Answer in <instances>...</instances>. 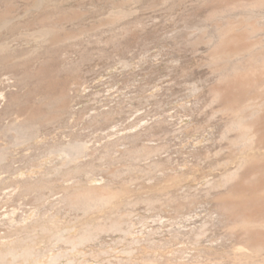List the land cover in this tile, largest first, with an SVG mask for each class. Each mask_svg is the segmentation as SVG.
<instances>
[{
    "label": "rangeland",
    "instance_id": "rangeland-1",
    "mask_svg": "<svg viewBox=\"0 0 264 264\" xmlns=\"http://www.w3.org/2000/svg\"><path fill=\"white\" fill-rule=\"evenodd\" d=\"M211 2L0 0V264H264L220 201L264 154V0ZM26 84L63 117L5 115Z\"/></svg>",
    "mask_w": 264,
    "mask_h": 264
},
{
    "label": "bare ground",
    "instance_id": "bare-ground-1",
    "mask_svg": "<svg viewBox=\"0 0 264 264\" xmlns=\"http://www.w3.org/2000/svg\"><path fill=\"white\" fill-rule=\"evenodd\" d=\"M229 1L230 0H212V2L209 4V6L211 8L215 9V8L222 6L221 4L228 3ZM231 2H232V0H231ZM226 32H227L226 34L229 33L228 31H226ZM244 38L245 37L241 36V35H236V36L232 35V37L230 36L228 38V43L226 45L223 46L222 44H220L223 46V47L221 46L222 50L226 49L230 43H231L230 44V46H231L233 43L243 42ZM221 40L223 41L224 39H221ZM236 45H238V44H236ZM221 47H220V49H221ZM238 77L239 76H236L234 79L243 80V78H244V80L247 81L250 85L254 83L249 78L248 75L240 76L239 78ZM247 86L248 85H246V87ZM237 88H239V87H237ZM255 94L256 93L252 92V93H249L248 95H244L241 92L240 95H237V99L239 101V100H242V98H245L246 96H253ZM248 127H249V129H253V131L256 133V135H258L257 138L259 140V142H258L259 145L257 147L261 146L264 148V116L259 117V119H257V120H254V121L252 120L249 123ZM262 154H261V156L249 154V161H248V164H247L246 168L244 169V173H243V175L247 176L246 177L247 178V184H242L241 181H240L239 185L236 184L237 186L234 189V192L236 193V197L230 198L229 200L227 199L226 201H225V198L220 199L221 202H225V204H227V206L225 208L226 210L224 209V212L226 211V214L234 221L233 223H235L237 226H239V228L243 231V233H245L247 240L253 241V243H254L255 239H259V238L263 237V235H264V231H262L260 228H258L260 226H264V154L263 155ZM243 161H245V160H243ZM230 195H231V193H230ZM221 202H219V203H221ZM260 204L263 206H261ZM256 243H257V241H256Z\"/></svg>",
    "mask_w": 264,
    "mask_h": 264
},
{
    "label": "crops",
    "instance_id": "crops-1",
    "mask_svg": "<svg viewBox=\"0 0 264 264\" xmlns=\"http://www.w3.org/2000/svg\"><path fill=\"white\" fill-rule=\"evenodd\" d=\"M47 77H49V76L47 75ZM44 78H45V76L41 77V81H40L41 84L43 83ZM24 82L27 83L28 80L27 79L24 81L21 80V84H25ZM38 83H39V80H38ZM41 87H42V89L44 88V86H42V85H38L37 87L36 86L31 87V86L26 84L25 87L22 88L23 90H21L20 94L10 93L8 100H7L8 105L6 107L5 115H8L10 113L12 115H14V114L18 115L19 114L21 117H24L26 120L37 121V122L44 121L45 118L49 119V117L59 121L63 117L64 112H61V110H62V107L66 105L65 104V97L66 96L64 95V93L62 91L59 90L58 86L54 87V86L47 85L45 93L43 92V90L41 92L38 90V89H41ZM42 92L45 94V98L48 99V103L44 104V106H42L41 104H38V106L36 108L34 106L32 107L30 102H29L31 99L30 96L33 93L39 94ZM30 106H31V108H30ZM27 142H29V141H27ZM41 143H43V141H41ZM17 145L18 144L14 142V144L13 143L9 144L5 148L7 149V152L8 151L11 152V148H14ZM37 145H40V144H37ZM83 145H86V143L85 142L79 143V142L74 141L73 143H71V145H69L67 147L60 148V149H64L68 153V155L66 156V157H68V160L65 159L66 164H69L77 156L80 155V152L82 150ZM0 152L2 153L4 151L2 149H0ZM41 156H43V154ZM38 158H41L40 155L38 156ZM37 160H39V159H36V161ZM1 162L2 161L0 160V163ZM35 165H38V164H35ZM48 170H46V171H48ZM40 188L41 187H38V189H40ZM42 188H45V187L43 186ZM102 192H103V190H102ZM70 195L72 197V201H74L75 203L79 202V201L86 203V202L92 201V199H95L92 196H84V194H83V197H81L78 194V192H72V193H70ZM78 196H79V198H78Z\"/></svg>",
    "mask_w": 264,
    "mask_h": 264
}]
</instances>
